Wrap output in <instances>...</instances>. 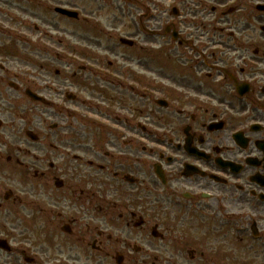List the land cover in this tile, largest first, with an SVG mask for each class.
Returning a JSON list of instances; mask_svg holds the SVG:
<instances>
[{"label": "flooded vegetation", "instance_id": "obj_1", "mask_svg": "<svg viewBox=\"0 0 264 264\" xmlns=\"http://www.w3.org/2000/svg\"><path fill=\"white\" fill-rule=\"evenodd\" d=\"M109 9L133 25L137 72L101 74L95 124L65 133L61 165L49 135L38 175L29 150L5 144L6 164L23 154L24 178L62 206L31 211L30 238L5 230L0 264H264V0Z\"/></svg>", "mask_w": 264, "mask_h": 264}, {"label": "rangeland", "instance_id": "obj_2", "mask_svg": "<svg viewBox=\"0 0 264 264\" xmlns=\"http://www.w3.org/2000/svg\"><path fill=\"white\" fill-rule=\"evenodd\" d=\"M112 1L28 0L20 1L18 5L0 6V82L11 81L19 86V91L14 93L0 84L2 100L9 96L18 101L19 107L13 111L17 115L15 118L10 115V109L9 113L3 114V118L8 124L15 123L19 129L16 135L18 142L13 136L15 146L30 151L28 163L34 160L35 169L39 171H43L46 166L45 135L50 136L49 143L58 147L63 143L65 133L73 136L71 128L86 129L91 126L90 119L96 113V96L91 87L97 83L95 71L110 70L119 75L120 71L126 74L131 68L137 72L134 66L127 64L128 59H135V55L127 57L125 48L118 44V38L127 37L134 29L133 25L113 18L109 9ZM55 7L76 11L84 21L80 23L59 17L53 12ZM164 8L168 11V6ZM111 64L114 65L112 69ZM81 66L85 68L83 72L80 71ZM25 88L51 102V108L28 101L23 93ZM66 93H72L77 100L74 103L66 101ZM1 105L5 109L11 107L5 101ZM77 115L88 117L89 123L81 124ZM54 124L58 128L50 132L48 128ZM26 130H32L41 139L40 142L32 144L27 141L24 136ZM3 137L5 143L12 139L7 132ZM0 148L3 152L4 148ZM60 153L59 147L50 153L51 162L56 166L61 165ZM1 154L0 193L10 190L17 200L3 203L0 211H17L18 215L8 216L4 212L0 218V238L7 230L16 239L21 238L20 234H25L23 238L27 239L30 238V228L21 224L22 218L30 221L31 211H45L49 207L57 210L61 209L62 204L55 196L54 200L59 201L58 204L51 202L41 187L33 188L31 174L24 182L16 169H9L5 163L2 164ZM17 157L22 159L20 155ZM52 190L54 194L55 190ZM12 223L14 227H11Z\"/></svg>", "mask_w": 264, "mask_h": 264}, {"label": "water", "instance_id": "obj_3", "mask_svg": "<svg viewBox=\"0 0 264 264\" xmlns=\"http://www.w3.org/2000/svg\"><path fill=\"white\" fill-rule=\"evenodd\" d=\"M58 12H60V14H67V15H69V16H73V17H75L74 14L66 13V12H64V11H58ZM27 96H28L29 98H31L32 100H34V101H41V99L37 98V97H36L35 95H33V94L27 93Z\"/></svg>", "mask_w": 264, "mask_h": 264}]
</instances>
